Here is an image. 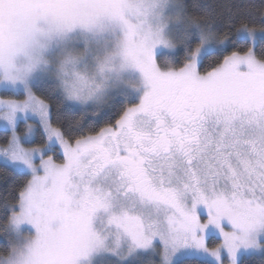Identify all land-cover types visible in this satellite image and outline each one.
Segmentation results:
<instances>
[{"label":"snow or ice","instance_id":"snow-or-ice-1","mask_svg":"<svg viewBox=\"0 0 264 264\" xmlns=\"http://www.w3.org/2000/svg\"><path fill=\"white\" fill-rule=\"evenodd\" d=\"M254 23L247 7L230 12L222 41L178 70L123 52L144 75L138 102L89 110L103 85L85 78L25 83L23 95L0 87L23 97L0 98V164L25 178L0 204L5 229L46 235V211L75 221L87 252L122 264H264V26ZM38 250L10 264H35Z\"/></svg>","mask_w":264,"mask_h":264},{"label":"rangeland","instance_id":"rangeland-1","mask_svg":"<svg viewBox=\"0 0 264 264\" xmlns=\"http://www.w3.org/2000/svg\"><path fill=\"white\" fill-rule=\"evenodd\" d=\"M101 21L104 26L99 28ZM70 23L72 26L68 27ZM190 32H197L200 37L199 45L185 63L194 66L220 41L185 20L177 0H0V87L15 82V88L23 95L25 83L33 87L41 80H48L58 86L61 78L69 81L85 78L103 85L85 106L103 105L116 97L138 102L144 75L137 60H126L122 53L126 50L146 52L160 71L178 70L180 68H162L157 56L172 53L179 37L187 38ZM73 52L80 56L75 65L78 75H62L59 65ZM105 53L113 54V69L99 75L97 57ZM2 93L0 98H23ZM0 131H5L2 121ZM42 219L46 235L38 232L34 225L23 223L18 232L7 230L4 238L0 236L11 246L10 253L0 259V264H10V260L21 254L29 257L30 250L37 244L35 264H72V261L97 264L110 258L119 259L104 250L87 252L88 238L75 221L64 225L46 211ZM113 239L109 237V243Z\"/></svg>","mask_w":264,"mask_h":264},{"label":"trees","instance_id":"trees-1","mask_svg":"<svg viewBox=\"0 0 264 264\" xmlns=\"http://www.w3.org/2000/svg\"><path fill=\"white\" fill-rule=\"evenodd\" d=\"M182 8L183 17L185 20L192 22L195 26H200L205 29L206 32L211 34L213 38L217 41H222L223 36L219 34L216 29L219 25L225 22V18L230 12L235 13L238 10H243L246 7L250 10L252 17L255 19V23L249 25L250 27L259 28L264 26V0H177ZM197 32H190L189 35L179 37L176 49L172 53L159 54L157 56V62L162 68H182L184 64L190 60L194 49L200 43V37ZM186 38V39H185ZM231 51V49H229ZM207 53L202 57L204 60ZM168 58V60H167ZM206 70H211L207 68H201V73ZM53 87L55 85L51 84ZM33 91L35 88L33 87ZM4 96L10 97V95L2 93ZM41 95V93H37ZM53 99L58 100L59 97L54 96ZM114 99L108 101V103L103 105H93L85 106L89 110H102L110 106ZM61 109L63 106H60ZM78 109V106H75ZM54 112L56 111V106L53 105ZM79 115V112L76 113ZM86 124L91 123V120L86 116ZM102 126V125H101ZM23 128V124H21ZM6 135L5 131H0V138ZM37 143H39V138L37 137ZM55 158V157H54ZM63 158H55V162H62ZM25 179L23 176H16L12 173L10 169H5L2 164H0V204H2L4 197L9 196L11 187L15 180ZM29 179V177H28ZM10 198V197H9ZM14 202V201H13ZM7 223V218L3 210H0V236L6 235L7 230L5 225ZM4 238V237H3ZM11 251V246L4 239H0V259L7 256ZM260 257H251L249 259V264H259ZM97 264H122L118 258H110L107 260L100 261ZM126 264H132L131 261L126 262Z\"/></svg>","mask_w":264,"mask_h":264},{"label":"clouds","instance_id":"clouds-1","mask_svg":"<svg viewBox=\"0 0 264 264\" xmlns=\"http://www.w3.org/2000/svg\"><path fill=\"white\" fill-rule=\"evenodd\" d=\"M104 26V22L101 21L98 24L99 28ZM80 56L79 53L73 52L67 55L64 60L59 65L58 71L62 75H78L75 70V65L79 60ZM113 69V54L112 53H105L97 57L96 61V72L99 75H104L107 72Z\"/></svg>","mask_w":264,"mask_h":264}]
</instances>
